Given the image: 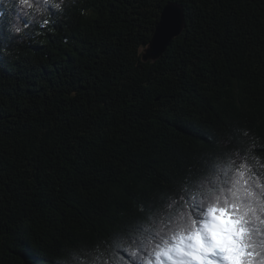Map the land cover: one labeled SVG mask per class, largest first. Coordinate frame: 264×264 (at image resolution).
<instances>
[{
  "label": "trees",
  "instance_id": "16d2710c",
  "mask_svg": "<svg viewBox=\"0 0 264 264\" xmlns=\"http://www.w3.org/2000/svg\"><path fill=\"white\" fill-rule=\"evenodd\" d=\"M170 1L187 26L144 60ZM51 27L0 29V264H52L234 129L264 138V0H76Z\"/></svg>",
  "mask_w": 264,
  "mask_h": 264
},
{
  "label": "clouds",
  "instance_id": "9594fccd",
  "mask_svg": "<svg viewBox=\"0 0 264 264\" xmlns=\"http://www.w3.org/2000/svg\"><path fill=\"white\" fill-rule=\"evenodd\" d=\"M75 4L0 0V29L18 40L46 36ZM0 53L11 54L4 38ZM217 146L118 227L52 264H264V138L237 128Z\"/></svg>",
  "mask_w": 264,
  "mask_h": 264
},
{
  "label": "water",
  "instance_id": "95a60500",
  "mask_svg": "<svg viewBox=\"0 0 264 264\" xmlns=\"http://www.w3.org/2000/svg\"><path fill=\"white\" fill-rule=\"evenodd\" d=\"M187 26L185 6L181 3L168 2L161 13L148 47L144 50V60H156L172 45L173 40L179 36Z\"/></svg>",
  "mask_w": 264,
  "mask_h": 264
}]
</instances>
